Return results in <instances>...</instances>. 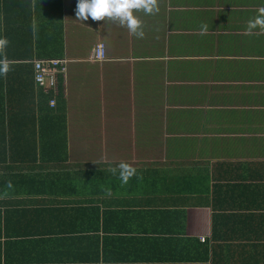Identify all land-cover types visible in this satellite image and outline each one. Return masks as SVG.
Segmentation results:
<instances>
[{
  "label": "crops",
  "instance_id": "0c3cea01",
  "mask_svg": "<svg viewBox=\"0 0 264 264\" xmlns=\"http://www.w3.org/2000/svg\"><path fill=\"white\" fill-rule=\"evenodd\" d=\"M76 2L0 0V119L19 138L7 158L77 181L35 196L55 214L28 229L9 218L0 264H264V30L245 31L264 0H156L153 14L133 10L139 38L116 20L77 19ZM97 45L105 61H92ZM48 54L68 62L59 112L37 109L43 90L25 87ZM64 129L63 160L35 163L43 145L26 136ZM120 162L136 170L127 183L110 171ZM92 203L88 231L59 234L62 208Z\"/></svg>",
  "mask_w": 264,
  "mask_h": 264
},
{
  "label": "trees",
  "instance_id": "16d2710c",
  "mask_svg": "<svg viewBox=\"0 0 264 264\" xmlns=\"http://www.w3.org/2000/svg\"><path fill=\"white\" fill-rule=\"evenodd\" d=\"M46 58H52L48 60H65L59 55L53 56L51 54L43 56V59L47 61ZM67 65L68 62L66 67ZM61 79L62 78H60V81ZM34 83L35 86H37L35 78L34 82L26 81L25 87L33 89ZM12 84L15 83L12 82ZM16 87L17 86L15 85L13 86V88ZM53 94L54 92L52 91H40V94L38 95L39 101L35 102V107L38 106L37 109L41 110L42 112H59L60 109L57 108L56 105L54 107L50 106L51 101L54 100L52 98ZM8 126L9 125L7 124L4 128H7ZM26 137L28 143L35 142L41 143L43 145V148L40 152L37 150L33 151L35 163L37 162L36 159H39L41 162H45L47 159L63 160V157L60 156V158H58V156L60 153L59 146L63 143V138H66L65 129L61 130L60 132L56 131L53 134H50L49 132L47 134L41 133L35 140H33V138L29 135ZM18 139L19 138L17 134H8L3 132L2 120L0 119V209L7 207L5 212L7 217V225H5V227L3 226V210H0V238H4L5 236V238L10 239V237L13 235L10 230L11 223H9V218L11 219L10 222L13 220V222L16 224H22L24 221L25 228L28 229L29 226L33 225L34 217H37V219L41 221L42 218L50 217L51 215L55 214L53 210L47 209L46 205L41 202L38 203L36 200H34L35 196L39 197L42 195H48V191L50 190H52L57 195H62L61 191H63L64 195H66L68 193V189H70L73 185H76L75 183L77 182L66 180V177L62 174V172L66 174L65 170L59 168L51 169L50 167L44 166V164H40L34 169L31 168V171H29L30 167L25 168V171L21 172H19L17 169H14L9 162L12 160V158L8 159L7 156L12 155L10 144L16 141L19 142ZM45 144H51L52 147L45 149ZM33 153L32 156L30 152L27 153L26 156L29 157L28 159L32 160L30 157H33ZM49 177H51L54 181L45 182ZM23 178L24 181L22 182ZM36 184H38V188L34 187ZM36 192L38 194H35ZM23 196L24 198L26 197V201L23 203L21 202V205H17L15 202H13V200H18L19 197L22 198ZM94 204L95 203L89 204L87 206H79L78 208H75V210H73V208H71V210L62 208V214L64 213L67 224L70 225L62 228L59 234L65 236H74L77 233L82 235L84 234V231H88L86 226H88L92 221L86 223V220L90 217V215L94 216L98 208V206ZM26 235L28 237H34L36 236V233L33 230H28ZM34 242L35 241L32 240L27 243L28 249H26V251L30 248H33Z\"/></svg>",
  "mask_w": 264,
  "mask_h": 264
},
{
  "label": "clouds",
  "instance_id": "9594fccd",
  "mask_svg": "<svg viewBox=\"0 0 264 264\" xmlns=\"http://www.w3.org/2000/svg\"><path fill=\"white\" fill-rule=\"evenodd\" d=\"M133 10H143L145 14H153L159 11L156 0H77L74 14L81 21H87L89 18L93 21H101L104 18L116 20L120 25L126 26L133 35L138 38L143 37L141 22L133 14ZM257 28L264 30V7L258 9V14L247 22L245 31L250 33ZM206 30L207 26L201 27V33ZM7 43L6 39H0V47L6 46ZM6 71L7 61L0 59V73ZM110 171L113 175L118 172L122 183H127L136 172L133 167L125 162H120Z\"/></svg>",
  "mask_w": 264,
  "mask_h": 264
},
{
  "label": "built area",
  "instance_id": "2783aa9c",
  "mask_svg": "<svg viewBox=\"0 0 264 264\" xmlns=\"http://www.w3.org/2000/svg\"><path fill=\"white\" fill-rule=\"evenodd\" d=\"M107 58L106 48L104 45H97L91 55L94 62L104 61ZM65 60H39L34 62V78L38 88L43 91H52L58 93L60 78H64L67 67ZM56 105L55 100L51 101V107ZM206 238H202L205 242Z\"/></svg>",
  "mask_w": 264,
  "mask_h": 264
}]
</instances>
